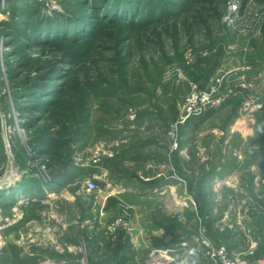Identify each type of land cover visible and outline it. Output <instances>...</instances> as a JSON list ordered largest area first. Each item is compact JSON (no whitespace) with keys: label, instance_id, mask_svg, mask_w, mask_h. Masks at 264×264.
Masks as SVG:
<instances>
[{"label":"rangeland","instance_id":"1","mask_svg":"<svg viewBox=\"0 0 264 264\" xmlns=\"http://www.w3.org/2000/svg\"><path fill=\"white\" fill-rule=\"evenodd\" d=\"M176 1H183L186 7L168 20L152 21L137 29L116 26L103 30L81 48L73 45L70 50L80 52L77 59L64 57L60 47L9 46L5 43L9 36L3 35L5 30L0 27V190L34 178L49 182L48 158L38 157L30 149L36 130L30 132L22 125L24 117L16 109L12 92L53 65L62 72V78L56 80L58 91L68 89L61 93V102L72 105L74 117L80 116L81 98L73 99L75 95L70 92L87 91L90 84L116 88L115 96L90 95L89 128L73 145V156L76 164L87 167L92 161L106 160L107 154L113 158V167L118 163L123 169L107 176L80 175V180L51 187L43 183L42 192L21 191L16 197L5 194L12 200L0 199V262L9 252L6 246L14 243L23 255L31 257L24 264L101 263L105 259L98 252L102 241L113 240L109 227L122 219L126 229L121 230L130 235L133 220L138 218L133 197L118 195L117 191L122 183L134 182L133 175L138 176V140L142 137L161 141L160 155L167 149L166 166L159 169L165 179L178 184L172 199L183 198L176 213L179 221L186 219L182 209L197 208L194 195L200 194L197 181L203 173L214 168L222 171L223 164L241 168L239 182L228 185L242 192L218 188L216 194L209 189L208 197L217 201L210 219L214 222L209 225L202 220L197 225L190 221L188 235L191 239L205 226L215 241L232 245V252H245L253 246L257 256L264 255V223L256 219V210L262 207L259 199L263 198L264 169L255 165L251 170L250 164H243L253 154L264 155V103L241 112L238 97L230 98L209 110L211 115L184 129L180 126L185 122L179 124L175 147L170 134L187 100L194 93L209 91L217 79L224 77L222 91L238 90L244 83L248 93L262 95L259 77L264 73V0ZM29 3L47 17L70 15L78 9L67 6L64 0H0V23L10 20L15 8L23 9ZM48 116L44 115L39 129L51 125L53 119ZM73 116L69 128L75 130ZM261 158L253 162L259 163ZM253 174L259 177L255 189L250 184ZM192 176L193 194L188 186ZM89 180L96 182V190L87 189ZM181 188L184 191L180 192ZM115 202L120 210L112 205ZM220 214L222 224L215 225ZM215 227L218 233L213 231ZM69 254L78 259H58ZM153 254L149 264L165 263ZM201 261L209 264L205 257Z\"/></svg>","mask_w":264,"mask_h":264},{"label":"trees","instance_id":"2","mask_svg":"<svg viewBox=\"0 0 264 264\" xmlns=\"http://www.w3.org/2000/svg\"><path fill=\"white\" fill-rule=\"evenodd\" d=\"M64 2L68 4L67 6L77 7L78 9L72 11L70 15L57 14L55 17H47L41 15L39 8L33 3L25 5L23 9L17 10L18 7L15 8L11 19L0 23V27L5 30L2 31L3 35L7 36L8 34L9 36L5 43L9 46H16V43H19V47H15L17 49L22 46L35 47L38 45L41 47H60L64 51V57L69 56L77 59L80 56V52L78 49L70 50L73 48L72 46L78 45L81 48L83 45L91 43L105 29L117 28L116 26L122 25L128 28L131 27V29L144 28L152 21L168 20L186 7V3H183V1L177 2L176 0H64ZM19 41H22V43ZM54 66H51L52 68L49 71L40 69L39 74L28 80L27 83L17 85L18 87L12 92L16 109L24 117L22 125L30 132L36 130L30 142V149L38 157L45 156V160L48 158L45 164L49 169V176H51L49 182L44 183L45 181L35 178L22 181L19 186L0 190V199L8 200L11 198L7 196L8 199H6L5 194L16 197L21 191H26L27 194L32 191L42 192L41 185L43 183L48 184L50 187L57 183L68 184L76 179L80 180L82 177L80 175L91 177L94 172L90 166L81 167L75 163L73 156L75 147L73 145L84 136L86 131L83 130L89 128L90 112L88 108L90 95L94 94L98 97L115 96L117 94L115 92L116 88H99L90 84L88 89H86L87 91H81L82 93L79 89L78 91L74 90V92L69 91L70 94L75 95L73 99L81 98L79 100L81 101L80 116L74 117L73 112L72 114L70 112L72 107H69L72 105L69 104L67 106L61 102L63 100H61V93L66 94L68 89L64 88V91H58L59 85L56 80L62 78V72ZM236 99L240 103V99ZM56 109L58 110L57 114H55ZM212 112L207 111L203 115L191 117L180 128L184 129L190 123L196 122L197 119H202L207 114L211 115ZM45 114L49 115L48 118L52 117L53 124L51 123V125L43 128L44 130H41L39 129L40 123ZM71 115L73 116V122L76 121L77 127H75V130L69 128L72 120ZM253 158H261L263 161L260 162V167L264 169V155L253 154L250 159ZM224 169L225 172L228 171L229 166ZM216 174L215 168L203 173L197 181L200 194L198 197L194 195L197 202L195 215L206 218L209 225L214 222V220H210L213 212V203L212 199L208 197L209 183L214 180ZM194 179L193 176L188 178L189 187L194 183ZM262 188L263 198L259 199L262 207L256 210V219L263 224L264 183ZM189 190L191 191V187ZM207 202H210L209 205ZM208 206L210 208L206 213V207ZM125 235V231L119 230L116 238L109 240L108 244L123 243L122 240ZM5 249L7 252H11V256H9L8 252L6 257L2 258L0 264H24L31 259L29 255H23L21 253L22 249L14 243H10ZM255 255L257 256L256 253ZM58 257L59 260L63 259L70 262L78 259L73 257L72 254Z\"/></svg>","mask_w":264,"mask_h":264},{"label":"crops","instance_id":"3","mask_svg":"<svg viewBox=\"0 0 264 264\" xmlns=\"http://www.w3.org/2000/svg\"><path fill=\"white\" fill-rule=\"evenodd\" d=\"M161 145L163 146L162 142L158 139L142 137L138 140V176L133 175L132 180L134 179V182L128 181L122 183L118 186L120 190L117 191L118 195L133 197V203L138 208V218L133 220V232L130 235H125L122 240L123 243L119 242L111 245L108 243L105 244L102 241L98 252L103 254L105 259L99 264H149L148 260L150 256L152 257L151 253H154L153 255L156 257H166L167 259L164 261L165 263L156 262L154 264H205L201 261V259H204V256L199 247L189 238L188 234L190 232L188 225L190 221H194L195 224L197 223L199 225L202 220L205 222L207 220L203 216L197 217L195 215L197 209L192 206H187L182 209L186 217L185 221L176 219V213L180 211V204H182L181 201L183 198L176 197L174 200L172 199L178 184L174 179H165V175L163 176L162 171L160 172L159 168L166 166L165 154L167 152V149H165L161 151L163 155L158 153ZM115 157L116 155H114ZM105 158L106 160L99 163L92 161L89 165L94 170L91 177L100 174L107 176L113 170L117 172L123 170L118 163L115 164L118 166L113 167V158L107 157V154H105ZM253 159L247 158L245 159L246 161H243V164H250L251 170L256 166L261 168L260 162L262 159L257 161L259 163H254ZM222 166V173H220V170H215L217 174L214 180L209 183L210 189L215 190V193L218 188L221 190L227 189L235 193L242 192V189L237 190L236 187H230L228 185L239 182L238 174L241 173V168L237 166L229 167L228 171L225 172V165L223 164ZM256 176L253 174L250 179L252 189L256 188L255 179L259 178L258 175ZM241 179L242 176L240 177ZM182 190L184 191L181 188L180 192ZM216 202L215 199L212 200L213 214L216 210ZM118 204L115 202L112 205L120 210ZM193 212L194 214H192ZM190 214L192 218H190ZM222 219L223 217L220 214L219 218L215 220L217 221L215 225L217 223L222 224ZM239 222V220L235 221L237 225ZM214 229L213 231L218 233L216 227ZM246 236L248 235L246 234ZM226 242L228 241L226 240ZM229 247L233 249L232 245H229Z\"/></svg>","mask_w":264,"mask_h":264},{"label":"built area","instance_id":"4","mask_svg":"<svg viewBox=\"0 0 264 264\" xmlns=\"http://www.w3.org/2000/svg\"><path fill=\"white\" fill-rule=\"evenodd\" d=\"M203 54H207L204 51ZM191 61L196 57L191 56ZM262 88V95H255L248 93V85L241 84L238 90L228 89L222 91L224 77L216 80V85L211 87L209 91L194 93L188 100L184 113L177 122L176 127L171 130L170 134L174 140V147L177 146L178 125L184 123L191 117H196L205 114L207 111L222 106L230 98L240 99L241 112H249L252 108L261 107L264 103V73L259 77ZM252 153V151H250ZM98 188L94 180L87 182L88 190H96ZM183 217L182 212L178 213ZM126 222L124 220H117L109 227L111 238L114 240L121 229H126ZM191 240L199 247L201 253L206 258L209 264H264V255L256 256L254 247L251 246L245 252H232L224 242L215 241L207 232L205 226H201ZM167 259H161L164 261Z\"/></svg>","mask_w":264,"mask_h":264},{"label":"bare ground","instance_id":"5","mask_svg":"<svg viewBox=\"0 0 264 264\" xmlns=\"http://www.w3.org/2000/svg\"><path fill=\"white\" fill-rule=\"evenodd\" d=\"M244 124V123H243ZM245 131H247V130H245ZM11 194V193H10ZM8 195V194H7ZM7 195H6V197H7ZM13 195V194H12Z\"/></svg>","mask_w":264,"mask_h":264}]
</instances>
